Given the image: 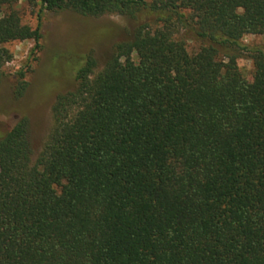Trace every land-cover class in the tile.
Instances as JSON below:
<instances>
[{
	"label": "trees",
	"instance_id": "1",
	"mask_svg": "<svg viewBox=\"0 0 264 264\" xmlns=\"http://www.w3.org/2000/svg\"><path fill=\"white\" fill-rule=\"evenodd\" d=\"M18 1L37 2L0 0V79L5 44L40 47ZM38 1L149 21L101 71L86 55L34 164L26 118L0 137V264H264V53L242 44L264 0Z\"/></svg>",
	"mask_w": 264,
	"mask_h": 264
},
{
	"label": "rangeland",
	"instance_id": "2",
	"mask_svg": "<svg viewBox=\"0 0 264 264\" xmlns=\"http://www.w3.org/2000/svg\"><path fill=\"white\" fill-rule=\"evenodd\" d=\"M11 8L18 12L22 24L31 29L40 28L41 39L39 49L33 54V40L4 45L12 60L4 65L0 79V137L20 118H26L34 164L52 127L51 107L58 95L74 88L76 70L86 55L91 54L95 59V73L101 71L114 47L131 41L136 29L149 19L143 14L136 18L119 15L93 18L69 10L50 12L41 9L38 0L34 5L18 1ZM8 11L9 8L4 9ZM150 26L155 27L153 22ZM177 38L185 41L189 53L196 52L201 45L184 36L183 29H179ZM242 44L264 53V35L246 36ZM236 64L243 77L251 81L253 62L248 54L239 57ZM20 72L25 73L27 86L22 96L16 98L14 86Z\"/></svg>",
	"mask_w": 264,
	"mask_h": 264
}]
</instances>
